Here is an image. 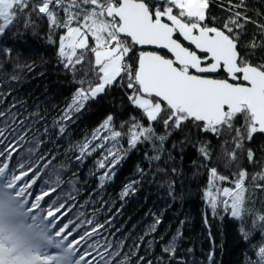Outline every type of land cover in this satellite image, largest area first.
I'll use <instances>...</instances> for the list:
<instances>
[{"label":"snow or ice","instance_id":"1","mask_svg":"<svg viewBox=\"0 0 264 264\" xmlns=\"http://www.w3.org/2000/svg\"><path fill=\"white\" fill-rule=\"evenodd\" d=\"M213 7L224 13L219 26ZM21 32L43 33L73 91L49 123L47 109L8 103L12 89H0V186L46 207L82 264H188L180 254L182 230L157 238L159 216L133 239L115 228V217L101 220L111 211L102 196L78 203L81 178L71 165L93 159L89 175L99 195L117 166L144 149L138 178L120 199L150 178L162 180L174 198L173 177L181 175L175 162L194 148L193 164L207 175L202 198L209 236L208 215L228 216L238 222L241 264H264V144L252 147L264 136V0H0V37ZM0 53L9 57L12 49ZM10 67L0 63V72ZM114 89L124 92L127 118L108 113L81 140L64 144L79 114ZM53 136L63 147L46 155L42 149ZM206 262L215 264L214 247Z\"/></svg>","mask_w":264,"mask_h":264},{"label":"trees","instance_id":"2","mask_svg":"<svg viewBox=\"0 0 264 264\" xmlns=\"http://www.w3.org/2000/svg\"><path fill=\"white\" fill-rule=\"evenodd\" d=\"M211 14L216 17L215 23L219 26L224 18V13L218 7H213ZM4 48L12 49L9 57L0 53V63L12 64V67L0 72V89L5 91L9 87L12 89V97L8 103L16 99L26 101L28 110L38 103L42 109L48 110L50 123L51 118L58 115L59 110L65 106L73 91V85L57 64L55 48L47 43L43 38V33L33 35L30 32L27 34L23 32L9 33L0 37V49ZM17 60L21 65L19 70L15 68L14 62ZM25 65H31L32 70L29 71L27 67H24ZM12 74H18L21 80L11 82L9 76ZM221 78H223V74H221ZM121 101L125 105L127 104L124 92L114 89L109 96L90 102L86 110L79 114L76 122L71 124L64 144H67L68 138L74 142L81 140L108 113L115 114L118 121L126 119L131 109L122 110ZM59 139L60 137L53 136L52 143L42 151L47 155L54 149L62 148L63 145L57 143ZM215 143L213 140V144ZM261 144H264V136L257 135L252 147L255 148ZM143 151L144 149L134 151L125 161H122L115 170L114 180L107 184L103 190H100L99 195H96L98 182L89 175L94 168L93 159L89 158L78 168L75 167V161H73L71 166L81 178L79 183L81 191L77 202L83 203L90 198L98 201L102 196L105 201L110 202L111 211L105 212L101 220L103 221L107 216L115 217L113 221L115 228L122 229L125 236L131 234L133 239L140 236L153 223L155 217L159 216L162 223L157 230V238L164 236L167 239L170 235L175 234L178 228L182 230L183 239L179 245L180 254L185 257L188 264H207V254L213 247L215 248V264H241L244 248L237 232V221L228 216L221 220L213 218L209 214L208 224L211 237L209 236V228L204 223L207 209L202 198L207 175L202 168L197 172L196 166L193 164V161H198L194 148H188L184 159L177 158L175 162L181 175L173 177L176 180L174 198L169 195L162 180L150 178L138 184L134 193L123 200L120 199L119 194L123 187L129 181L138 178L135 169L138 164L143 166ZM56 155H60V153L56 152ZM7 186V184L0 186V194L8 193ZM65 190L67 191V189ZM31 191L38 192L39 188L34 186ZM13 192L16 198V207L18 206L26 215L32 214L34 220H39L36 234L45 241H52L59 250H64L63 248L66 247L69 264H82L81 258L77 256V246L70 243V238L66 239L59 234L53 223L49 222L48 209L41 207L39 201L32 204L23 192L14 190ZM76 211L77 209L74 208L68 217H65L64 222L68 218H72ZM36 215L37 218H35ZM182 221L183 224H181ZM188 248L193 249L191 254L188 253ZM141 254H144L143 250ZM0 257L8 259V264H12V261L17 264L21 259L20 254H16L15 257L13 253L7 252L4 254L0 252Z\"/></svg>","mask_w":264,"mask_h":264},{"label":"rangeland","instance_id":"3","mask_svg":"<svg viewBox=\"0 0 264 264\" xmlns=\"http://www.w3.org/2000/svg\"><path fill=\"white\" fill-rule=\"evenodd\" d=\"M3 197L5 199L3 204H6L7 201L9 203H7L8 207H6V210L0 213V252H3V254L4 252L13 253L15 257L16 254L22 252L21 264H29V257L37 253L41 259V264H45L44 262L46 261L50 262V264H69L68 249H65V247L63 248L64 250H59L52 241H44L37 236V232L34 229L39 220L35 221L32 214L26 215L18 206L14 205L16 199L14 194L10 195V192L5 196L0 194V200H3ZM35 218H37V215ZM28 220H30V224ZM6 243L7 245L5 246ZM0 258V264H8V259ZM52 259L53 261L56 260V262H51ZM12 264H14L13 261Z\"/></svg>","mask_w":264,"mask_h":264},{"label":"water","instance_id":"4","mask_svg":"<svg viewBox=\"0 0 264 264\" xmlns=\"http://www.w3.org/2000/svg\"><path fill=\"white\" fill-rule=\"evenodd\" d=\"M145 50H152V49H145Z\"/></svg>","mask_w":264,"mask_h":264}]
</instances>
